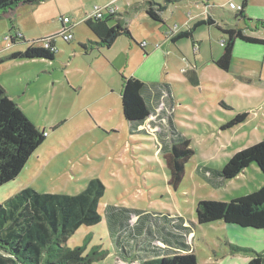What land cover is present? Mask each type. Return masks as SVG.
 <instances>
[{
  "label": "rangeland",
  "instance_id": "1",
  "mask_svg": "<svg viewBox=\"0 0 264 264\" xmlns=\"http://www.w3.org/2000/svg\"><path fill=\"white\" fill-rule=\"evenodd\" d=\"M110 1L53 0L46 10L51 12V21L39 27V31L25 17L21 18L24 25L32 28V33L27 35L35 41L43 39L44 35H58L61 19L65 17L73 20L77 35L75 33V41L71 44L58 38L59 54L55 62L17 61L0 66V84L30 121L48 134L20 177L0 186V205L27 188L40 194L77 195L91 180L100 179L106 187L99 207L102 221L95 226H83L66 243L70 249L84 247L86 255L94 250L108 253L94 264H122L114 255L113 245L115 243L116 247L117 240L115 237L113 243L110 233V220L111 223L115 221L111 214L116 210H130L151 217L155 222L161 221L154 218L159 214L179 218L176 224L182 225V234L187 235L188 241L194 232L192 243L200 264H245L243 260L264 254V230L223 222L199 225L196 213L201 201L227 203L264 185V175L257 164H252L233 180L217 176L235 154L264 141L261 112L255 110L256 114L253 113L245 124L223 128L231 118H227L229 111L223 106L219 90L206 88L204 92L200 91L202 88L181 87L177 90L183 94H177L176 98L184 102L176 107L173 119L167 100H155L152 116L141 129H132L122 112L121 77L110 74L104 62L91 67V59L73 54L79 51L76 39L85 37L86 15ZM135 1L118 0L117 6L124 9L127 3ZM194 1L179 3L182 14H194ZM229 1L216 0L221 6ZM8 22L0 21V59L9 57L16 49L27 48L23 40L14 44L7 39L16 34L14 30L8 31ZM139 22L133 24L137 31ZM232 22L235 21L232 19ZM205 30L200 32L207 44L209 31ZM187 44L191 48L192 44ZM110 84L115 90L113 97L107 96ZM237 114H232L233 118ZM175 140H188L194 151L177 190L169 184L170 170L166 160ZM124 237L122 235L120 241ZM124 242L133 255L136 243L128 239ZM206 245L217 253L216 258Z\"/></svg>",
  "mask_w": 264,
  "mask_h": 264
},
{
  "label": "trees",
  "instance_id": "2",
  "mask_svg": "<svg viewBox=\"0 0 264 264\" xmlns=\"http://www.w3.org/2000/svg\"><path fill=\"white\" fill-rule=\"evenodd\" d=\"M41 1L43 0H0V18L3 13L20 5H33ZM247 2L248 0L243 1L242 10L236 13L237 19L245 18ZM166 9L162 4L150 2L147 14L153 21L164 23L161 15ZM116 15L115 12L103 20L86 21V25L99 39L96 43L98 46L110 48L118 38L131 37L129 28L121 21L116 26L109 25ZM205 24L211 26L213 22L210 19L200 22L188 31L177 34L172 41L192 38L194 31ZM223 33L227 36L223 45L224 52L215 64L225 72L230 69L236 40L264 45L263 39L249 36L241 29H228ZM54 38L57 41L59 36L51 37ZM21 40L24 41L23 36ZM16 42L18 41H13L14 44ZM39 42H31L25 51H18L0 59V65L21 60H55L57 50H47L39 46ZM55 43L51 44V47H55ZM123 79L122 112L132 129H138L152 116L153 110L144 97L147 86L133 77ZM247 119V113L237 114L223 128H234L245 123ZM47 137V132L40 131L30 121L0 84V186L14 181L20 175ZM193 155L194 151L188 140L173 141L169 153L166 154L167 166L170 170L169 184L175 190L182 184L186 164ZM252 164H257L264 175V141L235 154L217 176L223 180H233ZM105 190L106 187L100 179L91 180L85 190L72 196L40 194L33 188H27L0 205V264H94L107 257L108 253L101 250H94L86 255L84 247L74 249L66 247L68 240L80 228L95 226L102 221L99 207ZM196 213L199 225L223 222L242 228L264 230V185L252 193L227 203L201 201ZM144 217L146 216L134 214L130 210H116L111 214V218L115 220L112 223L110 220L111 236L114 239L116 237V247L128 258L132 255L124 242L127 239L136 243L137 249L134 253L152 251L150 244H142L135 233V227L141 224ZM135 218L137 221L132 224ZM146 218L149 223L157 224L151 217ZM154 218L180 220L171 215L163 217L161 214ZM113 225L118 227L113 228ZM122 235L125 237L120 241ZM141 264H198V260L193 253L175 254L170 257L147 259ZM248 264H264V254H257Z\"/></svg>",
  "mask_w": 264,
  "mask_h": 264
},
{
  "label": "crops",
  "instance_id": "3",
  "mask_svg": "<svg viewBox=\"0 0 264 264\" xmlns=\"http://www.w3.org/2000/svg\"><path fill=\"white\" fill-rule=\"evenodd\" d=\"M52 1L43 0L33 5H20L13 10L3 13L0 21L9 20L8 31L14 30V32L21 34L24 37L23 42L27 44L28 48L30 43L36 39L28 37L27 34L32 33V28L24 25L21 18L25 17V20L30 21L32 25L38 27L39 31V27L46 26L51 21L49 19L51 12H47L46 10ZM117 1L112 0L101 6V8L112 5L117 15L113 17L109 25L116 26L121 21L129 28L131 37L122 36L118 38L110 48L98 46L96 44L99 42L98 37L86 25V21L90 19L93 13L87 14L84 19L87 27L84 34L85 37L84 39H76L79 51H74L73 54L91 59V67L104 62L110 74L116 73L119 78L121 77V86L119 87L121 98L124 89L123 78H136L146 84L147 89L144 97L152 110L154 109L155 100L156 102L160 99L163 100L164 94H168V98L165 100H167V105L172 108L173 114L170 115L173 119L176 107L182 105L184 102L180 100V97L176 98L177 94H183L182 91L177 90L178 88L183 87L186 89L187 87H191L193 90L202 88L200 91L204 92L207 91L206 88H215L219 90L220 98L221 100L223 99V106L229 111L228 117L226 116L227 118L232 119V114L236 112L238 114L247 113L248 119L245 122L247 123L251 120L252 114H256L255 110H258L264 119V45L236 40L229 71L225 72L215 64L224 52V48L221 45L227 39V36L223 33L224 30L241 29L249 36L264 40V0H248L245 18L242 19L236 18V13L238 12L234 11L236 13L232 14L231 11L233 10L229 8V3L232 0L222 6L216 0H195L194 14H182L179 3L183 0H136L134 3H127L124 9H120L117 6ZM150 2L166 6V11L161 15L164 23H157L149 17L147 10ZM108 16L109 14H106L105 18ZM209 19L212 20L213 25L208 26L205 24L200 26L194 31L192 38L173 42L172 38L168 36L170 29L175 25L179 27V33H181ZM232 19L235 21L234 23ZM71 22L73 23L72 32L74 35L72 42H74L77 28L72 19ZM135 22H139L138 31L133 26ZM62 28L63 24L61 22V30ZM206 28L209 31L207 44L205 43V39H203L202 32H200L202 29L206 31ZM51 36L54 35H44L41 38L44 39ZM37 40L39 41L40 39ZM58 40L55 43L56 47ZM145 42L146 45L143 46L142 44ZM187 43L192 44L191 48L187 46ZM21 50L24 49H16V52ZM58 54H56L55 60ZM55 60L46 61L55 62ZM21 61L27 62L32 60ZM12 62L17 61H11L10 63ZM176 70H181L182 74L181 72L180 74L176 73ZM69 85H72V83L70 82ZM107 88V92L109 91L107 96L113 97L115 94L113 84H110ZM238 102H241L242 105H238ZM155 112L159 115L157 108H155ZM166 112L168 113L167 108ZM142 126L138 129H141ZM44 132L46 131L44 130ZM19 177L20 175L12 183ZM161 215L164 217L163 214ZM176 223L178 221H169L163 218L156 225H152L144 217L141 224L135 227V233L142 244H150L149 247L152 251L148 253H141L139 251L133 255L131 254V258L123 257L124 254L115 247L114 238L112 237L114 255H117L122 264L138 262L141 264L147 259L193 253L197 257L198 264H200L192 243L195 239L194 232L192 233V239L188 241L187 235L182 234V225ZM117 227V225H113V228ZM157 243L160 246H156ZM206 247L213 257L216 258L218 256L211 247L207 245ZM250 261L251 259L243 260L245 264H248Z\"/></svg>",
  "mask_w": 264,
  "mask_h": 264
},
{
  "label": "built area",
  "instance_id": "4",
  "mask_svg": "<svg viewBox=\"0 0 264 264\" xmlns=\"http://www.w3.org/2000/svg\"><path fill=\"white\" fill-rule=\"evenodd\" d=\"M158 1V0H155ZM209 1V0H208ZM240 3H236L234 1L229 3V8L233 11L239 12L242 10V3L244 0H239ZM116 11L114 10V8L112 7V5L110 6H106L104 8L101 7H96L93 14L90 16V19L92 20H103L106 16V14H114ZM61 22L63 24V28L60 31V33L58 34L59 38H61L63 41L69 43L72 42L74 39V35L72 32V22L70 18H63L61 19ZM179 27L177 25L173 26L170 29V32L168 33V36L170 38H174L177 34H179ZM55 36V35H54ZM22 35L19 33H16L15 35H10L7 39L11 40V42L13 43V41H19L21 40ZM53 37V36H51ZM51 37L46 38V40H40L39 42V46H42L43 48L50 50V51H55L56 46L55 47H51V44H54L56 42V39H51ZM45 39V38H44ZM143 46L146 45V42L142 44ZM221 45H224V41L221 43ZM197 49V48H196ZM166 97H168V94H164L163 96V100L166 99Z\"/></svg>",
  "mask_w": 264,
  "mask_h": 264
}]
</instances>
